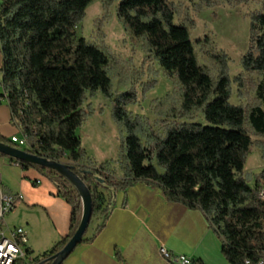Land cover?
<instances>
[{"label":"trees","instance_id":"trees-1","mask_svg":"<svg viewBox=\"0 0 264 264\" xmlns=\"http://www.w3.org/2000/svg\"><path fill=\"white\" fill-rule=\"evenodd\" d=\"M94 1L0 0V105L9 108L12 124L26 139L25 150L66 161L90 192L89 226L100 221L96 232L109 219L115 195L145 183L159 188L167 202L200 212L221 241L220 253L228 264H258L264 260V169L251 184L243 172L252 147L246 126L264 138V0L261 10L251 14L250 47L241 60L246 73L261 76L255 89L258 103L248 109L230 104L225 67L215 80L198 64L189 28L175 22V5L167 0H103L107 6L117 2L116 16L124 31L141 39L147 56L178 85L180 102L168 117L199 112L205 121L172 122L158 133L147 120L126 113L125 107L134 103L130 92L114 99L112 118L126 131L118 156L120 178L109 163L92 162L75 136L85 120L86 95L111 97L112 55L76 34ZM0 143L15 147L1 135ZM9 162L47 179L70 209L67 235L35 257L39 264L68 243L80 221L81 201L58 173ZM85 234L77 247L91 240Z\"/></svg>","mask_w":264,"mask_h":264},{"label":"rangeland","instance_id":"rangeland-1","mask_svg":"<svg viewBox=\"0 0 264 264\" xmlns=\"http://www.w3.org/2000/svg\"><path fill=\"white\" fill-rule=\"evenodd\" d=\"M167 1L177 8L175 22L189 28L198 64L215 80L225 67L230 81V104L247 109L255 106L258 103L255 89L261 76L246 73L241 60L250 47L251 14L261 10L263 0ZM116 5L117 2L107 6L103 0L94 1L76 27L77 37L99 49H107L113 59L109 68L111 97L87 94L83 104L85 120L75 132L87 157L96 164L109 163L115 175L121 174L118 156L126 131L113 120L112 110L113 100L122 94L130 92L134 97V103L125 107L126 113L147 120L155 132L162 133L172 122L205 124L199 112L185 118L168 117L170 108L180 102V89L147 56L143 41L132 39L124 31L116 16ZM246 129L252 147L243 174L250 175L247 183L251 184L254 176L264 169L261 158L264 138L254 135L248 126ZM6 161L9 159L0 157V163ZM93 225L94 220L90 228Z\"/></svg>","mask_w":264,"mask_h":264},{"label":"crops","instance_id":"crops-1","mask_svg":"<svg viewBox=\"0 0 264 264\" xmlns=\"http://www.w3.org/2000/svg\"><path fill=\"white\" fill-rule=\"evenodd\" d=\"M0 135L20 136L6 103L0 105ZM6 162L0 163L3 188L20 198L6 223L25 230L27 248L38 257L67 235L70 209L47 179ZM114 200L104 228L96 232L100 221H94L84 237L91 240L75 248L62 264H169L158 253L161 247L202 264H227L220 254L221 241L205 217L167 202L159 188L138 183L126 193L118 192Z\"/></svg>","mask_w":264,"mask_h":264},{"label":"built area","instance_id":"built-area-1","mask_svg":"<svg viewBox=\"0 0 264 264\" xmlns=\"http://www.w3.org/2000/svg\"><path fill=\"white\" fill-rule=\"evenodd\" d=\"M9 140L16 149L27 148L24 137L12 136ZM19 201V196L4 190L0 178V264H35V257L27 248L25 230L21 227H10L6 223V217L16 209ZM158 253L169 264H191L187 257L174 256L163 247L159 248ZM258 264H264V260Z\"/></svg>","mask_w":264,"mask_h":264},{"label":"water","instance_id":"water-1","mask_svg":"<svg viewBox=\"0 0 264 264\" xmlns=\"http://www.w3.org/2000/svg\"><path fill=\"white\" fill-rule=\"evenodd\" d=\"M0 155L16 162L27 163L33 166L52 170L66 179L77 192L81 201V217L74 234L61 251L48 260L39 263L62 264L63 261H65V259H67L73 250L80 244L85 232L88 229L92 215V200L89 190L66 163L50 161L45 158L30 154L26 150H19L3 143H0ZM250 180V175H247L246 181L248 182Z\"/></svg>","mask_w":264,"mask_h":264}]
</instances>
